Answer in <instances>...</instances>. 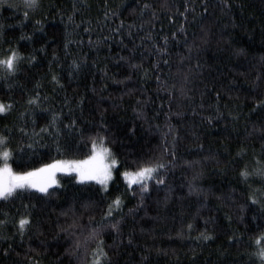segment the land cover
<instances>
[{
	"label": "trees",
	"instance_id": "obj_1",
	"mask_svg": "<svg viewBox=\"0 0 264 264\" xmlns=\"http://www.w3.org/2000/svg\"><path fill=\"white\" fill-rule=\"evenodd\" d=\"M7 4L20 0L0 5V58L8 48L35 54L15 78L0 80V102L12 105L0 134L9 135L14 171L85 158L89 147L64 128L71 120L84 140L103 124L120 168L107 192L59 174L51 197L0 201V220L8 221L0 264H91L97 241L87 237L117 196L123 205L112 220L123 217V243L114 250L107 221L98 237L113 264L142 257L143 264H259L250 254L264 233V178L245 182L239 173L264 169V0H41L27 20L22 6ZM164 37L167 54L159 57ZM54 115L63 155L40 131ZM149 160L168 169L165 184L150 182L141 202L139 186L128 188L120 173ZM193 182L206 198L189 195ZM25 217L31 226L21 237L13 225ZM201 233L214 239H197Z\"/></svg>",
	"mask_w": 264,
	"mask_h": 264
},
{
	"label": "snow or ice",
	"instance_id": "obj_2",
	"mask_svg": "<svg viewBox=\"0 0 264 264\" xmlns=\"http://www.w3.org/2000/svg\"><path fill=\"white\" fill-rule=\"evenodd\" d=\"M6 0H0V5H4ZM8 7H20L22 6L25 11L23 13L24 20H27L29 17V10L31 12H36L41 7V0H20L19 5L7 4ZM227 6V5H226ZM75 7V5H74ZM151 6L149 4H144L143 9L147 10ZM205 11L207 10V4L204 5ZM190 9L185 8V13ZM194 11V9H192ZM155 13H153V16ZM184 15V13H181ZM187 17L185 16V19ZM72 18L69 17V20ZM37 24H40V21H36ZM122 26V25H121ZM40 30H43L41 25ZM119 29H117L118 31ZM179 31L183 33L185 29L180 27ZM4 35V26L0 24V36ZM21 39H31V37L22 36ZM151 39V36L148 37ZM173 39H175V33H173ZM168 37H164V47L156 48V52L159 57H163L167 54V45ZM39 51H44V49H39ZM242 51V50H241ZM7 54L0 58V71L4 74L0 75V80H9L10 78H15L17 74L21 71V64H33L35 63V54L25 56L19 52L16 48H8L6 50ZM123 59V57H121ZM164 63H168V60L165 59ZM76 68L79 65H75ZM134 69H139L141 66L138 64L131 65ZM199 67V65H197ZM147 75V73H145ZM159 79V78H157ZM52 81L59 85V80L55 75L52 76ZM63 87V85H59ZM174 87V86H173ZM183 92V90H182ZM30 105L36 104L37 101L30 99L28 101ZM83 100H81V104ZM139 103V102H138ZM259 107V105H258ZM12 109L11 104H4L0 102V116H5L10 113ZM140 116L143 114L140 113ZM233 119H236L234 117ZM59 117L54 115L50 125L46 128H42L41 133H47L50 136L55 137L56 151L58 154L63 155L64 151H67V146L62 145L60 140L62 135H64L61 128L58 126L57 121ZM211 122V118H209ZM49 128L54 129L49 131ZM64 128L67 129V135L71 136L73 132L78 133L82 138L81 142L84 146L89 147V152L84 159H53L51 163H43L38 167H30L23 171H14L13 163L14 159V150L10 146L11 141L9 135L0 134V201H12L15 199H21L24 196H31L35 194H40L42 197H51L54 195V192L50 191L54 188H59L60 180L58 179V174H64L71 176L75 174L74 179L77 183L86 184L88 182L94 181L96 184L101 186V190L104 192L108 191V186L111 182L114 181V173L120 168V163L117 160L115 154L113 153L110 145V140L107 135L102 134L106 132L107 129L103 124L100 125L101 131L95 132L93 135L87 136L84 140V131L79 129L77 126L76 120H71L68 124L64 125ZM20 131L23 133L24 130L21 128ZM172 129L169 128V132ZM27 135V133H25ZM38 135V134H34ZM36 141L34 140L33 143ZM29 149L32 148V144L27 145ZM173 149L175 148V139L173 140ZM63 149V150H62ZM23 152V149H19L16 153ZM174 155V151L172 153ZM168 169V165L161 163L159 161H144L143 163H137L135 169L132 171H122L120 175L122 176L126 186L131 188L136 185L139 186L140 190V199L141 202L144 199V194L150 191L149 183L154 181L156 185H164L165 179L164 174ZM240 177L247 182L251 175H256L264 178V169H256L254 172L250 173L247 168L242 170L239 173ZM198 179V177L194 178ZM135 194V193H133ZM189 195H194L197 197H205L206 193L201 189L197 184L190 183L189 185ZM253 204L257 203L255 199L251 201ZM123 202L119 196H117L108 206L107 212L103 217L100 228H94L87 237L88 240L97 241V248L94 252V259L91 264H101V261H104L105 264H113V259L109 256L108 252L105 251L103 246V240H99L101 231L105 227V221H107L106 226L110 228L116 234V244L115 248H118L123 241L120 239L122 235V221L123 217L119 220H112L113 214L119 213L122 209ZM132 210H130L131 212ZM6 215V214H5ZM207 223V222H206ZM7 220H0V240H5L7 237L3 234V230L7 227ZM14 227L17 228V232L21 237L24 236L25 232L30 228L31 221L28 218H21L18 221V225L14 224ZM191 225H188V228L191 229ZM197 239L203 241L213 240L214 237L207 233H201ZM129 245L133 243L131 235L127 241ZM256 251L252 252L250 255L258 260L259 264H264V233H261L257 239L254 241ZM80 242H77L75 247L80 248ZM7 251L4 252L6 256ZM99 257V258H96ZM147 260V257H142V264Z\"/></svg>",
	"mask_w": 264,
	"mask_h": 264
},
{
	"label": "rangeland",
	"instance_id": "obj_3",
	"mask_svg": "<svg viewBox=\"0 0 264 264\" xmlns=\"http://www.w3.org/2000/svg\"><path fill=\"white\" fill-rule=\"evenodd\" d=\"M86 158V157H85ZM82 159H84V158H82ZM118 160V159H117ZM120 163V162H119ZM117 173H118V170H116V172L114 173V176H115V178L117 177ZM62 174V173H61ZM74 174V173H73ZM59 175V174H58ZM75 175V174H74ZM92 182H94V181H92ZM112 183V182H111ZM110 183V184H111ZM110 184H109V186H110ZM108 186V187H109ZM121 198V197H120ZM121 200H122V202H123V198H121Z\"/></svg>",
	"mask_w": 264,
	"mask_h": 264
}]
</instances>
